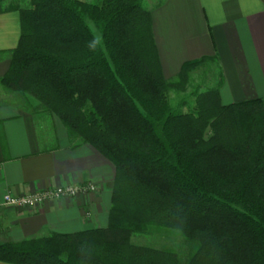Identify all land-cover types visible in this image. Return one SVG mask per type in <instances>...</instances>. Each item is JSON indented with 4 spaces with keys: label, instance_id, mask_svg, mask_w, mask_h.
Wrapping results in <instances>:
<instances>
[{
    "label": "trees",
    "instance_id": "trees-1",
    "mask_svg": "<svg viewBox=\"0 0 264 264\" xmlns=\"http://www.w3.org/2000/svg\"><path fill=\"white\" fill-rule=\"evenodd\" d=\"M143 1L29 0L18 11L0 85L36 100L70 140L112 165L114 179L106 228L1 244L0 262L181 264L131 242L155 227L193 246L185 264H264V101L223 105L218 70L194 111H175L165 93L216 58L187 62L165 80Z\"/></svg>",
    "mask_w": 264,
    "mask_h": 264
},
{
    "label": "crops",
    "instance_id": "crops-1",
    "mask_svg": "<svg viewBox=\"0 0 264 264\" xmlns=\"http://www.w3.org/2000/svg\"><path fill=\"white\" fill-rule=\"evenodd\" d=\"M160 2L149 10L165 80L176 78L187 62L215 57L223 105L264 101V0ZM9 8L16 10L1 12ZM29 8V0H0V78L18 43V11ZM38 108L31 96L0 85V245L108 225L114 168L87 144L70 140L58 119ZM89 183L97 187L95 193L34 208L2 205L7 194Z\"/></svg>",
    "mask_w": 264,
    "mask_h": 264
},
{
    "label": "rangeland",
    "instance_id": "rangeland-1",
    "mask_svg": "<svg viewBox=\"0 0 264 264\" xmlns=\"http://www.w3.org/2000/svg\"><path fill=\"white\" fill-rule=\"evenodd\" d=\"M158 1L159 0H144L143 4L144 7L149 10V8L155 5ZM101 2L102 0H92L91 3L100 4ZM217 77L218 69L216 63H205L190 72L185 87L180 90H170L165 93V97L169 105L175 111L182 113L192 112L195 107L196 95L204 92L206 89L212 88L217 80ZM95 188L97 190L96 186ZM131 242L135 245L173 252L176 254L181 264H185L187 262L193 250V246L187 242L179 232L158 229L155 227H148L143 233L133 235Z\"/></svg>",
    "mask_w": 264,
    "mask_h": 264
},
{
    "label": "built area",
    "instance_id": "built-area-1",
    "mask_svg": "<svg viewBox=\"0 0 264 264\" xmlns=\"http://www.w3.org/2000/svg\"><path fill=\"white\" fill-rule=\"evenodd\" d=\"M95 191V186L91 184L58 186L30 195L12 196L7 194L3 198L2 205L14 209L34 208L50 201L74 198L79 194L93 193Z\"/></svg>",
    "mask_w": 264,
    "mask_h": 264
}]
</instances>
